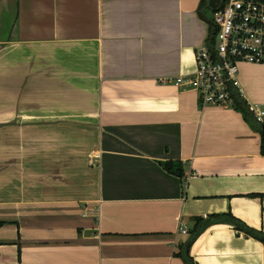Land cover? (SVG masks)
Returning a JSON list of instances; mask_svg holds the SVG:
<instances>
[{"label":"crops","instance_id":"crops-1","mask_svg":"<svg viewBox=\"0 0 264 264\" xmlns=\"http://www.w3.org/2000/svg\"><path fill=\"white\" fill-rule=\"evenodd\" d=\"M207 6L0 0V264H184L178 245L212 214L264 232L259 132L168 81L215 31ZM238 71L264 107V59ZM190 255L264 264V241L213 224Z\"/></svg>","mask_w":264,"mask_h":264},{"label":"built area","instance_id":"built-area-1","mask_svg":"<svg viewBox=\"0 0 264 264\" xmlns=\"http://www.w3.org/2000/svg\"><path fill=\"white\" fill-rule=\"evenodd\" d=\"M213 22L214 40L195 49L193 73L165 80L194 91L201 106L233 108L241 99L264 128V107L246 100L238 77L239 64L264 59V0H225ZM179 232L185 235L186 227L181 224Z\"/></svg>","mask_w":264,"mask_h":264},{"label":"trees","instance_id":"trees-1","mask_svg":"<svg viewBox=\"0 0 264 264\" xmlns=\"http://www.w3.org/2000/svg\"><path fill=\"white\" fill-rule=\"evenodd\" d=\"M214 40V32L212 33L208 44H211ZM234 108L238 111H241L245 118L251 123V125L259 132L261 136L260 142V153L264 155V128L257 124L252 118L251 114L248 112L246 103L241 99L235 100ZM164 170L168 173L177 175L179 177L183 176V168L180 162H166L161 163ZM5 223L0 221V227ZM213 224H228L238 233H244L247 236H251L259 241H264V232L261 230L254 229L248 226L243 221L235 218L231 213H221V214H212L201 218L195 219V224L190 231L188 239L180 243L175 252V256L179 257L184 264H195L193 258L190 255V247L197 236L208 226Z\"/></svg>","mask_w":264,"mask_h":264},{"label":"water","instance_id":"water-1","mask_svg":"<svg viewBox=\"0 0 264 264\" xmlns=\"http://www.w3.org/2000/svg\"><path fill=\"white\" fill-rule=\"evenodd\" d=\"M225 0H208L207 9L210 10L212 13L222 8ZM215 26L214 23H212Z\"/></svg>","mask_w":264,"mask_h":264},{"label":"rangeland","instance_id":"rangeland-1","mask_svg":"<svg viewBox=\"0 0 264 264\" xmlns=\"http://www.w3.org/2000/svg\"><path fill=\"white\" fill-rule=\"evenodd\" d=\"M211 16H213V15H211Z\"/></svg>","mask_w":264,"mask_h":264}]
</instances>
